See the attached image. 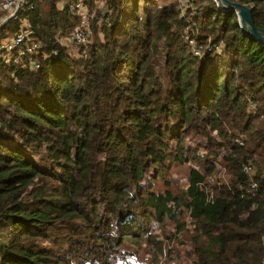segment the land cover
Wrapping results in <instances>:
<instances>
[{
	"label": "trees",
	"instance_id": "16d2710c",
	"mask_svg": "<svg viewBox=\"0 0 264 264\" xmlns=\"http://www.w3.org/2000/svg\"><path fill=\"white\" fill-rule=\"evenodd\" d=\"M232 1L264 28V0ZM191 3L182 14L179 0H105L83 58L69 52L80 17L65 0H28L0 25V39L25 28L38 45L17 62L16 51L0 56V264H113L152 221L183 232L185 213L183 264H261L264 46L233 10ZM186 34L209 45L201 56ZM219 157L231 178L208 186ZM189 161L186 188L154 189Z\"/></svg>",
	"mask_w": 264,
	"mask_h": 264
},
{
	"label": "rangeland",
	"instance_id": "374dc122",
	"mask_svg": "<svg viewBox=\"0 0 264 264\" xmlns=\"http://www.w3.org/2000/svg\"><path fill=\"white\" fill-rule=\"evenodd\" d=\"M191 2L192 0H179V5H183L182 13H184L186 7L192 5ZM260 5H264V2ZM87 6L89 7L88 3ZM104 8L105 0H96L93 2L92 9L90 7L87 8L90 25L92 20H94L97 16V12L100 13L104 11ZM2 16H5L4 12L3 14L0 12V17ZM26 23L27 22L24 21L23 26H26ZM10 40H12V36H5L1 37L0 42L6 43ZM60 41L63 43L66 42V40L63 38H61ZM67 44L72 45L70 42ZM69 52L74 56H78L74 45L73 48L69 47ZM235 139L237 138H234V142H236ZM184 142L186 146L190 147L196 145L199 147L200 145L204 144V140H202L197 135L187 136ZM201 149L204 150L203 148L199 147L198 153L201 152ZM219 160L221 164L220 167L216 169L214 174L208 176L206 179L208 186H214L215 184L219 183H228L229 179L231 178L229 165L225 163V160H221L220 157ZM191 166H194L191 161L181 164L177 162L171 163L169 171L164 174V176L158 177L154 180V189L157 191H162L165 188V180L169 181L168 187L174 192L186 188L188 185V175ZM249 174L251 176L253 175L252 166ZM181 220L185 221L186 225L184 231L178 234H175L174 224L170 220L164 219L161 222L152 221L149 226L150 230H152L149 233V238L146 236H141L139 237L138 241H135L131 238L126 240L120 247L122 251V258L118 259V261H115L113 264H142L145 262L147 264H183L187 261L185 252L190 250L192 223L187 213L182 215ZM44 244L48 243L44 242Z\"/></svg>",
	"mask_w": 264,
	"mask_h": 264
},
{
	"label": "built area",
	"instance_id": "2783aa9c",
	"mask_svg": "<svg viewBox=\"0 0 264 264\" xmlns=\"http://www.w3.org/2000/svg\"><path fill=\"white\" fill-rule=\"evenodd\" d=\"M216 6L220 0H210ZM66 7L69 11L74 12L79 15L80 23L76 25L72 31L70 32V36L66 39L70 41L77 50L79 57H86L88 53L89 46L92 42V28L90 22L88 20V9L86 0H65ZM28 5V0H2L0 1V11L5 12V16L1 18L0 25L5 23L8 18H13L16 14L25 8ZM32 8V5L29 6ZM181 12H183V5H180ZM90 12V10H89ZM183 14V13H182ZM90 17V16H89ZM188 25L186 27V31L193 30L196 27L195 21L190 17L187 18ZM31 31L21 29L12 40L1 43L0 42V56L6 53H10L16 51L18 53V57L13 58L15 62L18 61L19 57L25 54H32L36 52L38 45L34 43H30V35ZM185 41L188 43L192 53L197 56H201L204 52V48L206 49L207 44L199 43L194 38L190 37L186 34ZM212 48L219 50V46H212ZM9 58V57H8ZM7 58V59H8ZM236 142L242 144L240 140L235 139ZM243 171L249 173L251 171V165L245 164L243 166ZM257 187V182L253 179L250 181V188L255 189ZM146 264V263H142ZM261 264H264V259Z\"/></svg>",
	"mask_w": 264,
	"mask_h": 264
},
{
	"label": "water",
	"instance_id": "95a60500",
	"mask_svg": "<svg viewBox=\"0 0 264 264\" xmlns=\"http://www.w3.org/2000/svg\"><path fill=\"white\" fill-rule=\"evenodd\" d=\"M217 5L220 10H233L237 15L241 32L245 35L252 36L264 46V28L255 25L250 6L232 0H220ZM9 19L11 17L6 21Z\"/></svg>",
	"mask_w": 264,
	"mask_h": 264
}]
</instances>
